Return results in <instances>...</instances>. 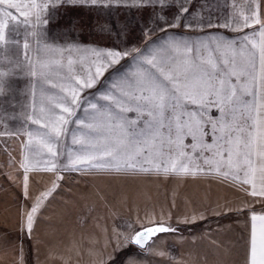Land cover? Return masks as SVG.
<instances>
[{
    "label": "crops",
    "instance_id": "obj_1",
    "mask_svg": "<svg viewBox=\"0 0 264 264\" xmlns=\"http://www.w3.org/2000/svg\"><path fill=\"white\" fill-rule=\"evenodd\" d=\"M212 1L216 23L153 55L167 71L95 75L86 119L46 104L23 126L0 173V264L113 256L129 209L111 192L134 185L151 192L138 217L180 230L159 242L174 264H264V0Z\"/></svg>",
    "mask_w": 264,
    "mask_h": 264
},
{
    "label": "rangeland",
    "instance_id": "obj_2",
    "mask_svg": "<svg viewBox=\"0 0 264 264\" xmlns=\"http://www.w3.org/2000/svg\"><path fill=\"white\" fill-rule=\"evenodd\" d=\"M202 1L0 0L1 175L17 168L23 126L32 122L39 127L32 117H39L43 105L48 104L49 121L58 115L63 120H84L88 112L82 108L87 102L85 106L81 102L96 94L89 91L93 83L89 79L98 78L95 75L109 74L111 79L103 83L115 86L120 74L167 71L164 62L158 68L153 55L164 53L168 36H198L216 23L215 1ZM72 95L80 97L79 106L65 100ZM121 198L129 210L122 211L124 222L121 237L113 241L117 247L113 256H80L73 258L74 263L174 264L176 258L167 256V243H159L170 235H161L142 251L130 245L138 230L157 226L150 216L138 217L135 211L146 206L151 192L137 190L136 185L126 192H111L112 201ZM25 264H30L29 258Z\"/></svg>",
    "mask_w": 264,
    "mask_h": 264
},
{
    "label": "water",
    "instance_id": "obj_3",
    "mask_svg": "<svg viewBox=\"0 0 264 264\" xmlns=\"http://www.w3.org/2000/svg\"><path fill=\"white\" fill-rule=\"evenodd\" d=\"M175 233L173 229L166 226H152L138 230L131 238L130 245L137 250H144L155 238L161 235Z\"/></svg>",
    "mask_w": 264,
    "mask_h": 264
},
{
    "label": "trees",
    "instance_id": "obj_4",
    "mask_svg": "<svg viewBox=\"0 0 264 264\" xmlns=\"http://www.w3.org/2000/svg\"><path fill=\"white\" fill-rule=\"evenodd\" d=\"M171 229H173L174 232L177 233V234H180V233H181L180 230H179L178 228H171Z\"/></svg>",
    "mask_w": 264,
    "mask_h": 264
}]
</instances>
